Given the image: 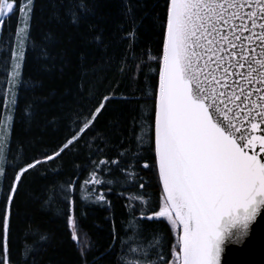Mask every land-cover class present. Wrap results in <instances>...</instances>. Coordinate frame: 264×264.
Instances as JSON below:
<instances>
[{
  "label": "snow or ice",
  "instance_id": "obj_1",
  "mask_svg": "<svg viewBox=\"0 0 264 264\" xmlns=\"http://www.w3.org/2000/svg\"><path fill=\"white\" fill-rule=\"evenodd\" d=\"M158 6L162 12H149L145 5L137 15L127 0L118 26L126 46L119 72L127 75L135 68L132 79L138 80L148 68L141 95L117 97L118 83L102 99L90 93V107L69 109L73 127L55 149L18 164V157L10 162L8 153L26 84L36 0H0V33L11 32L8 51L0 52L5 57L0 72V182L9 180L0 206V264H14L15 200L27 175L78 152L81 140L89 149L86 162L73 161L75 178L58 191L54 184L53 192L62 197V215L83 264H88L91 245L80 231L77 188L82 200L111 211L108 196L117 185L123 189L118 196L127 225L122 235L133 239L122 238L124 225L118 229L113 217L109 245L94 256L93 264L108 256L116 257L115 264H221L232 244L242 247L231 249L233 258L225 264H251L246 257L264 252V0H163ZM97 7L96 0H64L53 16H67L79 27ZM88 30L91 42L106 50L103 30L95 24H88ZM142 35L151 41L137 54ZM80 59L84 65L86 54ZM117 99L133 105L127 123L115 125L117 139L110 142L101 134L84 139ZM61 167L50 170L58 175ZM48 171L41 175L47 177ZM145 172L152 179L145 180ZM153 185L155 196L148 192ZM151 223L166 228L150 229ZM135 237L142 241L136 243Z\"/></svg>",
  "mask_w": 264,
  "mask_h": 264
},
{
  "label": "trees",
  "instance_id": "obj_2",
  "mask_svg": "<svg viewBox=\"0 0 264 264\" xmlns=\"http://www.w3.org/2000/svg\"><path fill=\"white\" fill-rule=\"evenodd\" d=\"M63 2L64 0H36L32 39L28 42L25 67L26 84L19 94V109L12 133L11 151L8 153L10 162L18 157L16 163L22 164L25 160L40 158L41 153L55 149L73 127L69 109L76 108L77 105L90 107L94 102L90 93L102 99L118 83L117 97L140 96V90L146 84L145 73L148 68L140 72L138 80L132 79L136 74L135 68L127 75L118 70L119 60L126 47L120 40L118 26L124 22L123 5L127 0H96V14L90 16L87 23L81 22L79 27L71 24L67 16H62L59 20L54 18L53 9ZM131 3L136 7L137 0H131ZM162 4L163 0H139L137 15L144 10L145 5L149 12H162V7L158 6ZM88 24H95L98 31L103 30L108 44L106 50L91 42L93 33L88 30ZM10 36L9 30L0 33V52L8 51ZM141 39L137 54L151 41V37L144 35ZM151 47L155 54L156 45L152 43ZM81 54L87 56L84 65L81 63ZM4 59V56H0V72L3 71ZM3 79L0 76V84ZM2 91L0 89V95ZM132 107L133 105L119 99L113 100L84 139L91 140L94 135L101 134L110 142L115 141L119 131L115 125L119 122L122 127L127 123ZM78 148V152L63 155L62 160L44 165L39 172H30L19 188L12 222L14 264H23L26 258L28 264H83L78 251L79 245L71 241L62 215V197L57 198L53 192L54 184L58 191L60 184L75 178L73 161L81 164L86 162L89 149L84 140H81ZM61 164L58 175L50 170ZM46 169L49 170L47 177L41 175ZM8 171L11 175L12 169L9 168ZM86 175L84 173L79 176L81 183ZM141 175L145 180L152 179L150 173ZM8 185L9 180L0 182V206ZM122 190L117 185L109 194L108 199L113 206L109 211L105 207L82 200V193L77 188L76 211L80 231L82 236L86 235L87 243L91 245L88 264H93L94 256L108 247L113 217L118 229L124 225L121 235L127 230L123 201L118 196ZM148 192L156 195L154 185L148 188ZM148 226L150 229H160L161 232L166 228L164 223H151ZM122 238L125 241L133 239L131 234L122 235ZM134 239L136 243L142 241L141 237ZM136 243L132 246L135 247ZM119 251L117 246V254ZM115 259V256H108L100 264H115Z\"/></svg>",
  "mask_w": 264,
  "mask_h": 264
},
{
  "label": "water",
  "instance_id": "obj_3",
  "mask_svg": "<svg viewBox=\"0 0 264 264\" xmlns=\"http://www.w3.org/2000/svg\"><path fill=\"white\" fill-rule=\"evenodd\" d=\"M242 245H229L225 248V252L221 256V264H225V259H231L233 258V253L231 252V249L240 248ZM249 261H251V264H264V252H261L257 250L254 254L246 257Z\"/></svg>",
  "mask_w": 264,
  "mask_h": 264
}]
</instances>
